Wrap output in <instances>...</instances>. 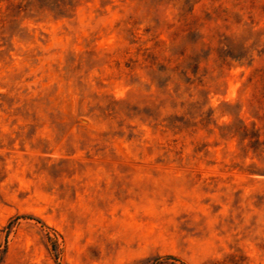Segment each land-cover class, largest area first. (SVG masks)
Here are the masks:
<instances>
[{"label": "rangeland", "instance_id": "rangeland-1", "mask_svg": "<svg viewBox=\"0 0 264 264\" xmlns=\"http://www.w3.org/2000/svg\"><path fill=\"white\" fill-rule=\"evenodd\" d=\"M0 264H264V0H0Z\"/></svg>", "mask_w": 264, "mask_h": 264}, {"label": "trees", "instance_id": "trees-1", "mask_svg": "<svg viewBox=\"0 0 264 264\" xmlns=\"http://www.w3.org/2000/svg\"><path fill=\"white\" fill-rule=\"evenodd\" d=\"M188 1V0H187ZM255 141H258V138H255Z\"/></svg>", "mask_w": 264, "mask_h": 264}]
</instances>
